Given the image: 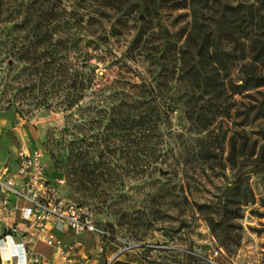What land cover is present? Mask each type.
I'll list each match as a JSON object with an SVG mask.
<instances>
[{"label":"rangeland","instance_id":"obj_1","mask_svg":"<svg viewBox=\"0 0 264 264\" xmlns=\"http://www.w3.org/2000/svg\"><path fill=\"white\" fill-rule=\"evenodd\" d=\"M260 39L264 0H211L196 19L183 0H129L122 11L103 0H0V121L12 125L0 147L14 164L22 146L41 150L58 192L100 230L62 242L59 264H106L112 245L156 246L154 264H203L217 248L232 264H264V87H253L264 65L250 52ZM31 43H69L72 64L85 47L94 89L110 87L108 97L145 84L147 107L163 115L152 114L157 165L131 175L118 153L113 179L72 182L54 146L68 124L59 101L39 105L42 85L39 101L22 98Z\"/></svg>","mask_w":264,"mask_h":264},{"label":"trees","instance_id":"obj_2","mask_svg":"<svg viewBox=\"0 0 264 264\" xmlns=\"http://www.w3.org/2000/svg\"><path fill=\"white\" fill-rule=\"evenodd\" d=\"M183 1L188 3L195 19L211 2V0ZM128 3L129 0H103L104 7L117 11H122ZM177 7L182 8L183 5ZM225 7L226 10L232 11L238 9ZM68 44L31 43L26 53L30 56L28 67L21 73L27 75L29 83L25 86L30 87L27 96L22 95L23 100L39 101L40 97L37 94L38 91L41 92L39 88L42 85L46 88V93L43 95V101L38 104L48 106V101H59L58 106L67 115L68 124L61 131L62 137L54 140V146L59 149V153H67L68 175L72 182L78 183L81 175L87 177L92 185L95 184L96 175L113 179L117 167L113 160L118 153L124 154L127 172L131 175L143 173L152 164L157 165L160 157L157 146L152 143V136L156 130L152 114L156 112L157 118L160 119L163 115L157 108L147 107L150 101L144 97L149 93L146 91V85L143 83L135 85L137 91L131 96L125 91L111 94L109 97L104 95L110 87L94 89L97 76L94 70L88 68L91 57L86 48L79 47L78 63L72 64L71 48ZM250 52L253 63L264 65L262 39L252 41ZM254 80L256 81L253 87H264V77H256ZM150 86L151 88L149 86L147 88L154 89L153 85ZM202 86L207 87L199 85V88ZM87 96L90 97L89 102H86ZM12 105L14 103L10 104ZM102 126L108 131L103 136H94L90 133L93 128ZM83 127L89 128V134L81 137ZM118 142L125 144L124 150L119 149ZM96 156L100 160L99 163L95 161ZM151 170L158 169L153 167Z\"/></svg>","mask_w":264,"mask_h":264},{"label":"built area","instance_id":"obj_3","mask_svg":"<svg viewBox=\"0 0 264 264\" xmlns=\"http://www.w3.org/2000/svg\"><path fill=\"white\" fill-rule=\"evenodd\" d=\"M0 193L4 199L2 207L6 209L10 197L25 202L24 206L13 205L14 212H20L25 232L19 244L14 242L16 227L0 237V260L11 262L22 254L24 264H42L44 257L34 251V245L43 243L59 249L62 241L56 235L57 230L67 229L74 235L99 234L100 230L92 214L60 194L57 187L47 176L44 156L39 149L31 151L22 148L19 151V167L11 173L7 167L0 168ZM19 245V246H18ZM132 247H124L122 251ZM223 254L222 249L210 251L208 261Z\"/></svg>","mask_w":264,"mask_h":264},{"label":"crops","instance_id":"obj_4","mask_svg":"<svg viewBox=\"0 0 264 264\" xmlns=\"http://www.w3.org/2000/svg\"><path fill=\"white\" fill-rule=\"evenodd\" d=\"M2 127L6 130L11 129V122L5 121L4 123L0 121V134L2 133ZM1 142V141H0ZM22 148L27 147L22 146ZM33 149H30L31 151ZM7 167L11 173H15L19 167V159L17 158V164H14L13 158L9 155V152L5 151L0 147V168ZM4 197L0 193V237L6 234L10 228L16 227L18 233L14 234V242L19 244L21 241V236L25 232L24 221L20 215V212L13 211V205L18 204L19 207L24 206L25 202L21 199H17L14 196L10 197L9 205L6 209L2 207V201ZM56 235L62 242H70L76 237L73 233L71 234L67 229L55 231ZM82 235H89L82 234ZM94 235V234H92ZM81 236V235H79ZM19 246V245H18ZM109 247L106 254V264H154L157 260V254L160 252L156 246L143 245L138 248H130L122 251V247L112 245ZM34 251L44 257V262L42 264H59L58 263V250L55 247H49L43 243H37L34 245ZM21 255L18 260H13L7 262L6 264H21ZM206 262L203 264H210L208 257H205ZM215 264H232L224 255H220L214 260ZM4 264V263H3Z\"/></svg>","mask_w":264,"mask_h":264}]
</instances>
